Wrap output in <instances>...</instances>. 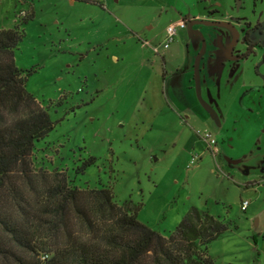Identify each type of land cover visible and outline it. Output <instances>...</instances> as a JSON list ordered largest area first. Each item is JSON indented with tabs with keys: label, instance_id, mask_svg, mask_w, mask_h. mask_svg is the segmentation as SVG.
<instances>
[{
	"label": "rangeland",
	"instance_id": "374dc122",
	"mask_svg": "<svg viewBox=\"0 0 264 264\" xmlns=\"http://www.w3.org/2000/svg\"><path fill=\"white\" fill-rule=\"evenodd\" d=\"M91 1L0 0V29L24 33L14 65L31 71L25 90L54 123L33 144V169L62 172L81 190L107 187L161 235L190 207L206 211L229 223L207 246L213 264H264V0ZM180 17L203 36L178 30L153 53ZM245 32L255 46L228 59L234 37L231 55L245 51ZM204 43L197 93L214 114L196 101L194 62L187 73Z\"/></svg>",
	"mask_w": 264,
	"mask_h": 264
},
{
	"label": "trees",
	"instance_id": "16d2710c",
	"mask_svg": "<svg viewBox=\"0 0 264 264\" xmlns=\"http://www.w3.org/2000/svg\"><path fill=\"white\" fill-rule=\"evenodd\" d=\"M23 35L18 26L0 29V264H213L207 246L229 229L219 217L190 207L161 235L107 187L81 190L62 172L33 169V144L54 123L25 90L31 71L14 65ZM244 43L236 60L255 46L246 32Z\"/></svg>",
	"mask_w": 264,
	"mask_h": 264
},
{
	"label": "crops",
	"instance_id": "0c3cea01",
	"mask_svg": "<svg viewBox=\"0 0 264 264\" xmlns=\"http://www.w3.org/2000/svg\"><path fill=\"white\" fill-rule=\"evenodd\" d=\"M91 1V0H90ZM70 2H73V0H70ZM92 2V1H91ZM94 2V1H93ZM93 4V3H92ZM95 4V3H94ZM189 26H192L195 30H197V31H192V30H190L189 28L190 27H188V32L189 33H191L192 35H195V36H199L200 37V35H199V33L201 34V32L199 31V28L197 27L198 25H196V24H193V23H191V24H189ZM202 27H206V25L205 26H202ZM131 33V32H130ZM202 35V34H201ZM203 36V35H202ZM188 48V47H187ZM166 49H168V47L166 48ZM204 49H206V45H205V43H204V45L202 44V46H201V48H200V52L196 55V57H195V59L192 61H190L189 62V66H188V74H189V72H190V68H191V64L194 62V65H196L195 67H196V69L194 68V65H193V67H192V70H194V72H195V75H194V77H193V80H194V82H195V85H196V93H197V91L199 90V88H200V86L202 85V84H204V82H206V77H205V73H207V68H204V70L202 71V68H200L201 67V64H203V62H204V58L202 57L203 56V50ZM228 51H227V53H226V57L228 58ZM162 56H163V65L165 64V56H164V54H162ZM115 58V57H114ZM229 59V58H228ZM196 63V64H195ZM214 63H216V60L214 61ZM200 68V69H199ZM161 74H160V78L161 79H164V76H165V73L163 72V67L161 68ZM162 94V93H161ZM196 101H198L197 103L200 105V106H202L206 111H208L209 110V108H210V110L209 111H212V109H211V107H208V105L199 97V95H198V93H197V100ZM164 103L165 104H167L166 102H165V100H164ZM202 103V104H201ZM203 104H205L206 106H204ZM208 109V110H207ZM208 111V112H209ZM198 113H199V118L197 119V123H202V124H206V118H204L203 117V113L199 110L198 111ZM212 113H213V111H212ZM214 114V113H213ZM215 117V116H214ZM214 119H216V117L214 118ZM204 122V123H203ZM181 123L182 124H186L187 123V121H186V117H184V119L183 118H181ZM205 126V125H204ZM196 132L197 131H195V134H196ZM192 152V151H191ZM193 156H194V154H192ZM191 155V156H192ZM190 156V157H191ZM196 157V156H195ZM198 160V159H197ZM246 210V209H245ZM244 210V211H245Z\"/></svg>",
	"mask_w": 264,
	"mask_h": 264
},
{
	"label": "built area",
	"instance_id": "2783aa9c",
	"mask_svg": "<svg viewBox=\"0 0 264 264\" xmlns=\"http://www.w3.org/2000/svg\"><path fill=\"white\" fill-rule=\"evenodd\" d=\"M186 24V20L180 17L178 21L174 24L168 25L165 29V36L161 44L154 45L152 47L153 53L158 52V47H162L166 49L168 45L173 41L174 37L178 30L184 29ZM200 138L205 143L206 148L210 151L212 155H216L218 153V145L215 138L207 131H204L200 134ZM195 158V157H194ZM194 158L190 161L193 162ZM247 207V201H242L240 205L241 211H244Z\"/></svg>",
	"mask_w": 264,
	"mask_h": 264
},
{
	"label": "water",
	"instance_id": "95a60500",
	"mask_svg": "<svg viewBox=\"0 0 264 264\" xmlns=\"http://www.w3.org/2000/svg\"><path fill=\"white\" fill-rule=\"evenodd\" d=\"M236 37H234V40L232 41V43H231V45H230V47H229V50H228V58L229 59H235V57H233L232 55H231V52H232V50H233V46H234V44L236 43ZM196 64V63H195ZM196 65H194V68L196 69V67H195ZM204 106H206L205 104H203ZM226 161L229 163V164H234V163H236L237 161H231V160H229V159H226Z\"/></svg>",
	"mask_w": 264,
	"mask_h": 264
},
{
	"label": "flooded vegetation",
	"instance_id": "af4514ba",
	"mask_svg": "<svg viewBox=\"0 0 264 264\" xmlns=\"http://www.w3.org/2000/svg\"><path fill=\"white\" fill-rule=\"evenodd\" d=\"M189 24H190V20H186V24H185V27H184V29H187V27H189ZM182 30V29H181ZM235 60H236V58H235Z\"/></svg>",
	"mask_w": 264,
	"mask_h": 264
}]
</instances>
